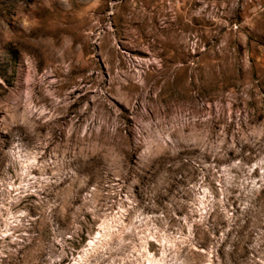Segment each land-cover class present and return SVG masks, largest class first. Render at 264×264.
Returning <instances> with one entry per match:
<instances>
[{
  "label": "rangeland",
  "instance_id": "rangeland-1",
  "mask_svg": "<svg viewBox=\"0 0 264 264\" xmlns=\"http://www.w3.org/2000/svg\"><path fill=\"white\" fill-rule=\"evenodd\" d=\"M0 264H264V0H0Z\"/></svg>",
  "mask_w": 264,
  "mask_h": 264
}]
</instances>
